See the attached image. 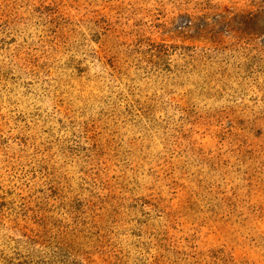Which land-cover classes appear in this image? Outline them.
<instances>
[{
	"label": "rangeland",
	"instance_id": "374dc122",
	"mask_svg": "<svg viewBox=\"0 0 264 264\" xmlns=\"http://www.w3.org/2000/svg\"><path fill=\"white\" fill-rule=\"evenodd\" d=\"M0 264H264V0H0Z\"/></svg>",
	"mask_w": 264,
	"mask_h": 264
}]
</instances>
